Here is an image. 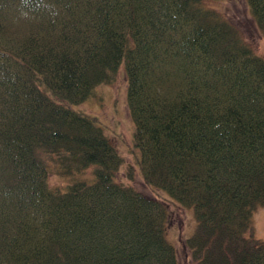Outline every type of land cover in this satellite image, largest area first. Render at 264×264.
<instances>
[{"label":"trees","instance_id":"16d2710c","mask_svg":"<svg viewBox=\"0 0 264 264\" xmlns=\"http://www.w3.org/2000/svg\"><path fill=\"white\" fill-rule=\"evenodd\" d=\"M210 1L227 0H0V264H179L167 197L195 211L196 264H264V58ZM247 5L264 31V0ZM122 66L159 197L119 181L79 110Z\"/></svg>","mask_w":264,"mask_h":264},{"label":"rangeland","instance_id":"374dc122","mask_svg":"<svg viewBox=\"0 0 264 264\" xmlns=\"http://www.w3.org/2000/svg\"><path fill=\"white\" fill-rule=\"evenodd\" d=\"M209 4L221 17H225L239 30L242 38L256 54L264 58V31L253 19L247 0L210 1ZM79 110L96 118L99 127L103 129L124 159V166L117 176L119 181L130 182L149 197L153 195L159 197L145 185L136 165L140 158V151L134 146V122L128 108V80L124 66L120 68L114 82L98 87L94 95L88 98ZM55 159L49 157L48 164L54 165ZM128 167L132 168L134 174L131 181L127 175ZM87 173L90 175L91 171ZM49 181L56 187L66 186L70 182L69 178L61 177L56 169L50 172ZM166 199L170 202L168 239L176 248L179 264H196L193 253L184 246V242L194 235L197 228L195 211L193 208L183 207L169 197ZM252 230L255 239L264 243V206L255 211Z\"/></svg>","mask_w":264,"mask_h":264}]
</instances>
